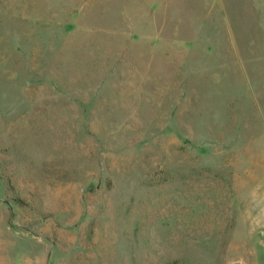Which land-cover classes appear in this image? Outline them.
I'll use <instances>...</instances> for the list:
<instances>
[{
  "label": "rangeland",
  "instance_id": "1",
  "mask_svg": "<svg viewBox=\"0 0 264 264\" xmlns=\"http://www.w3.org/2000/svg\"><path fill=\"white\" fill-rule=\"evenodd\" d=\"M153 3L0 0V264H252V9Z\"/></svg>",
  "mask_w": 264,
  "mask_h": 264
},
{
  "label": "crops",
  "instance_id": "2",
  "mask_svg": "<svg viewBox=\"0 0 264 264\" xmlns=\"http://www.w3.org/2000/svg\"><path fill=\"white\" fill-rule=\"evenodd\" d=\"M214 1L217 7H224V0ZM154 3L153 9L158 7ZM248 7L252 9V15L247 16V28L236 30V22L233 21V28L227 36L232 41V55L238 57V64L247 66L250 71H264V0H248ZM255 87L263 88L255 100L262 105L260 112L264 120V80L256 83ZM260 167L263 171L242 203L245 224L254 242L252 257L249 259L252 264H264V152Z\"/></svg>",
  "mask_w": 264,
  "mask_h": 264
}]
</instances>
